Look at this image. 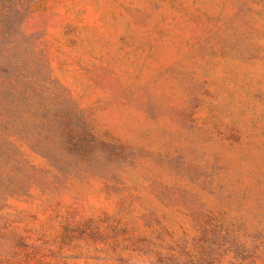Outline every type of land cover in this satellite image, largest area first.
<instances>
[{
  "label": "rangeland",
  "instance_id": "1",
  "mask_svg": "<svg viewBox=\"0 0 264 264\" xmlns=\"http://www.w3.org/2000/svg\"><path fill=\"white\" fill-rule=\"evenodd\" d=\"M0 115L23 264H264V0L0 1Z\"/></svg>",
  "mask_w": 264,
  "mask_h": 264
},
{
  "label": "trees",
  "instance_id": "2",
  "mask_svg": "<svg viewBox=\"0 0 264 264\" xmlns=\"http://www.w3.org/2000/svg\"><path fill=\"white\" fill-rule=\"evenodd\" d=\"M0 1H6V0H0ZM9 126V122L6 120L5 116L0 115V127L3 130H6ZM10 229L8 228V225L3 226V228L0 229V237L8 238L10 239L11 243L9 245H4L2 247V251H0V264H23L21 259V253L24 249L20 247V244L17 242V236H12ZM18 248L20 249V252H18ZM183 251L182 253H179L178 256L174 257V260L172 263L174 264H189V260H184L182 256L190 257L191 255H195L192 250H186L184 248H181ZM205 254H207L205 252ZM212 255V253H211ZM211 261L202 262L199 264H209Z\"/></svg>",
  "mask_w": 264,
  "mask_h": 264
}]
</instances>
